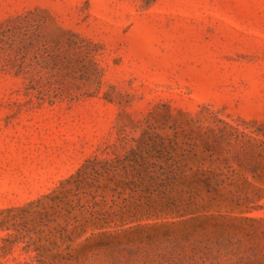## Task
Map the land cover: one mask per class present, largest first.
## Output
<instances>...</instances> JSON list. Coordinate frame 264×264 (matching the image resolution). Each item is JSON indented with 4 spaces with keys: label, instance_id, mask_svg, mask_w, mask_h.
<instances>
[{
    "label": "rangeland",
    "instance_id": "rangeland-1",
    "mask_svg": "<svg viewBox=\"0 0 264 264\" xmlns=\"http://www.w3.org/2000/svg\"><path fill=\"white\" fill-rule=\"evenodd\" d=\"M0 264H264V0H0Z\"/></svg>",
    "mask_w": 264,
    "mask_h": 264
}]
</instances>
